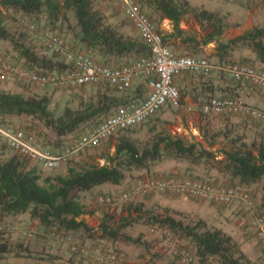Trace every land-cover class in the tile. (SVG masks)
<instances>
[{
  "label": "trees",
  "instance_id": "16d2710c",
  "mask_svg": "<svg viewBox=\"0 0 264 264\" xmlns=\"http://www.w3.org/2000/svg\"><path fill=\"white\" fill-rule=\"evenodd\" d=\"M98 2L99 0H0V40L12 44L18 60L11 59L24 68L39 73L63 71L66 68L65 62L56 54L34 43L29 33L21 30V33L17 35L8 29L4 10L21 14L24 18L31 16L38 20L45 19L49 28H41L60 35L62 34L56 31L57 24L63 20L66 13L71 12L79 28L76 34L78 43L74 44L75 47L97 62L110 67H120L149 56L150 47L139 36L125 34L121 31L127 19L121 21L116 19L115 23L101 9ZM139 3L143 11L148 9L153 12L150 14L152 17L158 16L155 22L163 19L171 21L173 32L163 37L167 45L176 46L175 40L184 36L185 32L181 28V22L191 12H194L200 22H206L208 26L216 29L213 34L207 35L202 40L189 35L182 38V43L188 45L193 53H199L201 46L213 42L215 37L223 32V21L218 13L206 9H192L189 0H139ZM119 12L125 17L121 10ZM28 35L32 43L27 40ZM241 46L247 47L255 54V61L260 66L258 69L264 71V27L256 26L228 42H218L217 53L214 56L219 63L245 64L251 62L247 59L240 62L234 60V52ZM37 47L51 55H40ZM224 83L223 85L228 89L234 88V85ZM100 87H107V89L98 95L97 100L82 101L77 109L67 107L58 116L51 109L53 98L47 94L26 96L22 93L0 90V125H10L6 121L8 118H31L37 121L44 131L42 137L34 132L47 147L57 152L69 145L62 147L65 137L77 133L87 124L94 123L97 128L119 107L127 105L130 101H139L137 99L145 96L144 89L141 93L136 90L131 94L117 95L111 92L113 87ZM220 90L224 89L221 87ZM217 95L221 94H217L215 90L208 87L205 92L194 94L193 98L195 102L202 104L205 97L209 101ZM220 98L234 97L222 95ZM216 136L213 135L210 138L209 149L202 143L188 144L181 138L161 132L156 133L149 145L140 148L129 136L121 135L118 137L115 153L105 157L104 165H90L81 169L70 167L66 175L54 176H45L43 172L46 169L38 164L32 165L33 162L17 154L4 159V156L1 157L4 152L0 151V224L8 217L27 214L32 220L40 221V225L50 233L54 230L65 232V234L83 231L84 234L90 235V238L112 244L135 243L139 240L125 232L129 224L114 222L112 214L108 212L99 216L98 228H91L81 220L80 218L87 213V207L82 203L80 195L106 185L120 186L129 172L149 170L151 164L165 157L201 165L203 162L216 159V152L224 156L219 161L220 171L229 178L228 185L222 187L247 190L255 201L251 187L260 185L264 192V132L252 143H248L244 137H231L228 148L212 151L211 148L216 145ZM2 146L8 147L7 145ZM171 176L185 177L180 174ZM212 203L223 206L236 205L253 229L240 203L236 201L230 204ZM136 212H142V206H138ZM148 215L150 216L146 222L148 225L157 226L167 234H172L178 242L179 240L189 242L196 257L195 263L192 264H211L213 260L217 264H258L259 261L264 264V257H258V259L250 257L223 228L210 225L206 219L199 218L186 223L168 211L163 215L154 216L152 213ZM258 242L260 243L259 240ZM260 245L264 249L261 243ZM182 248L188 249L185 246ZM102 249L108 250L103 247ZM76 252L81 254L80 249ZM10 255L15 258L33 257L44 262H54L58 259L49 253L36 257L24 245H18L13 250L5 236L0 235V263L11 257ZM81 256L87 260L88 264H94L93 257L83 254Z\"/></svg>",
  "mask_w": 264,
  "mask_h": 264
},
{
  "label": "rangeland",
  "instance_id": "374dc122",
  "mask_svg": "<svg viewBox=\"0 0 264 264\" xmlns=\"http://www.w3.org/2000/svg\"><path fill=\"white\" fill-rule=\"evenodd\" d=\"M106 1L108 0H99L98 2L99 6L104 10L106 15L114 16L116 12H118V16L115 15V17H117L116 19L118 21L124 19L119 10L116 11V7L114 6L115 3H112V9L105 8V10L104 3H106ZM230 1L234 4V6H232L233 8H227V11L223 14L224 25L227 30L226 36L235 37L234 30L236 28L245 27L246 32L252 30L256 26L264 27V4H252L244 0ZM109 2L113 1L109 0ZM144 11L153 21H155V19L150 15L151 13L153 14L152 11L148 9ZM4 12L6 17V26L13 34L17 33V35H19L21 30L18 28L17 23L24 17L13 11L4 10ZM27 19L35 22L40 28H49L46 25L45 19L38 20L36 17L31 16ZM212 30L213 27L210 26H207L205 29V31ZM56 31L61 33L70 42L77 45L78 39L76 34L78 33L79 28L73 13H66L63 20L57 24ZM27 40L31 42L29 35ZM237 51L238 52L235 55L238 57H251L252 55L248 52V48L244 46H241V48ZM0 52L9 56L13 60H18L17 53H15L12 44L8 41L0 40ZM37 52L40 55H51L38 47ZM196 56L207 57L206 55ZM250 59L247 60L251 62H246L245 64H249L255 68L260 67L257 61H255V58ZM212 61L217 65L222 64L217 60ZM195 75L201 81H209L210 78L217 75L220 76L221 79L225 80L227 84L234 85L233 87L242 85V83L235 82L225 73L221 72H215L210 76H203L199 74ZM250 86L254 90L262 91L260 88L257 89L255 86ZM106 89L107 87L88 86L77 89L47 88L42 90L23 85L10 86L0 84V90L4 92H22L27 96L44 94L51 96L53 98L51 109L57 116L61 115L67 107L77 109L81 105L82 101L97 100L98 95L105 92ZM179 90L181 102L178 106H171L162 109L140 127L124 133H119L104 142L100 147L74 157L59 169L52 171L45 170L43 172L44 175H65L68 173V169L70 167L81 169L90 165H104L106 163L105 157L109 154L115 153L117 140L121 135L129 136L140 148L149 145L154 139L156 133L161 132L166 135L181 138L188 144L202 143L204 147L209 149L210 138L213 135H217L216 145L211 149L212 151H219V149L229 147L231 137H244L248 143H252L255 139H259L260 135L264 132L263 123L244 115H206L203 113V107L208 102L206 97L203 99L200 106L190 105L185 99L189 92L180 88ZM133 91L134 90L130 89L129 91L123 92L118 89L111 88V92L117 95H121L122 93L131 94ZM194 94H197V92ZM194 94L192 93V95ZM216 97L221 96L217 95ZM231 97L236 98V96ZM237 98L240 99V97ZM6 121L12 126L35 131L40 136L44 133L42 126L37 121H33L31 118H8ZM95 128L96 126L94 123L84 125L77 133L65 137V142L62 147H66L73 140ZM227 134L228 136H226ZM52 137H54V134H52ZM0 151L4 152V155H1V157L4 156V159H8L15 154L9 147H3L2 145H0ZM216 153V159L203 162L201 165L191 164L186 160H173L165 157L162 160L151 164L149 170H135L129 172L126 179L120 186H111L109 188H107L108 186H103L100 189L98 188L97 192H84L80 195L82 203L87 207V213L81 218L87 221L91 228H98L100 224L99 216L108 212L112 214L114 222L118 224H129V226L126 227L125 232L134 239H138V242L130 244L122 242L112 244L100 239L90 238V235L84 234L83 231L75 233L69 232L65 234L67 239L63 242H59L49 236L50 231H47L44 227H42L40 225V221L34 220L31 222L29 215L26 219L23 218V215L6 218L2 224L10 227L12 230L5 236V239L10 242L13 250L16 249L18 245H24L28 247L30 253H35L36 257L49 253L50 255L58 258L54 262L47 261L44 263H40V259H35V261L27 264H88L87 260L84 259L80 253L76 252V250L83 246L103 247L110 251H115L118 255L117 264H184L179 259L174 257L172 242L175 240V237L172 234L163 235L164 231L159 228L155 232H151V228L156 226H150L146 223L150 217L148 213H152V215L156 216L166 214V211H168L174 217L183 220L186 223L199 218L206 219L210 225L223 228L241 245L242 249L245 246L246 252H250L249 254L253 258L258 259V257H264V249L258 242V239L255 236L253 229L250 227L246 217L241 213L239 208L235 207L236 205L223 206L213 204L209 201L196 200L180 195L133 196L131 200L127 202H120L118 205H102L100 203V200L106 196L120 195L130 191L135 184L143 181L145 178H159L174 175V170L179 172L175 174H180L190 178H193L194 174H189L188 171L192 170H200L208 176L211 170H216L217 173H219L221 169L219 161L222 160L224 156L218 152ZM31 164L35 165V163ZM185 170L187 171L185 172ZM197 177H201V179L212 178V176L206 178L200 175ZM227 184L228 182L226 184L223 183L222 185ZM254 187L255 191H252V194L256 202L258 213L264 215V192L262 191L260 185H255ZM138 206H142V212H136V208ZM26 223H28V225H26ZM29 226H32L35 230L34 236L30 239L24 235V230H26ZM179 242L182 247H187L193 254H195L194 249L188 241L179 240ZM27 254L29 253L27 252ZM10 256V258H15L13 255ZM93 263L95 264L96 261H93ZM2 264L11 263L7 262ZM211 264L217 263L213 260ZM258 264H261V261H259Z\"/></svg>",
  "mask_w": 264,
  "mask_h": 264
},
{
  "label": "built area",
  "instance_id": "2783aa9c",
  "mask_svg": "<svg viewBox=\"0 0 264 264\" xmlns=\"http://www.w3.org/2000/svg\"><path fill=\"white\" fill-rule=\"evenodd\" d=\"M123 15L136 30L141 40L150 47V55L130 64L110 67L97 62L87 53L76 48L63 35L40 28L35 22L21 18L17 26L31 35L38 46L56 54L65 62L63 71L35 72L24 68L9 56L0 53V84L23 85L37 89H77L84 86H110L120 91H129L137 79H145L149 92L142 101H130L119 107L96 129L69 143L60 151L47 147L32 130L11 125H0V145H7L15 154L42 166L56 170L74 157L100 147L120 132L140 127L162 109L178 106L181 102L177 80L184 74L210 76L215 72L225 73L238 83H246L264 90V71L249 64H215L208 57L181 56L164 41V34L157 24L143 11L139 0H115ZM252 4H264V0H244ZM206 115H244L264 123V110L249 105L239 98L210 99L203 107ZM180 195L219 204L238 202L242 205L254 232L264 246V215L258 213L255 201L247 190L220 187L211 181L167 176L145 178L130 191L107 196L100 200L102 205H118L133 196ZM151 228V232L157 230ZM11 228L0 224V235L6 236ZM29 226L24 230L27 238L34 236ZM167 232L164 231L163 235ZM49 236L59 242L67 239L64 232L52 231ZM174 257L184 264L195 263L196 257L190 250L182 248L177 239L172 242ZM81 254L90 256L99 264H117L114 251L100 247H80Z\"/></svg>",
  "mask_w": 264,
  "mask_h": 264
},
{
  "label": "crops",
  "instance_id": "0c3cea01",
  "mask_svg": "<svg viewBox=\"0 0 264 264\" xmlns=\"http://www.w3.org/2000/svg\"><path fill=\"white\" fill-rule=\"evenodd\" d=\"M111 1V0H110ZM113 2H109L106 1L105 4V8L107 9H112V3L114 4V6L116 7V11L119 10L120 8L118 6V3L115 0H112ZM192 9L198 10V9H206L210 12H215L218 13L220 15V17L222 18L223 21V32L221 35L216 36L215 40H213V42L209 43L206 46H201L200 47V52L199 53H193L191 49H189L188 45H185L182 43L183 39L186 36H195L198 40H202L203 38H205L207 35L209 34H213L216 29L213 28L212 31H205L206 27L208 26L206 22H200L194 15V12H191L190 14H188L181 22V28L184 30L185 34L183 37L178 38L176 41V46H172V45H168L176 54L181 55V56H196V55H206L211 61L212 60H216V57L214 56L217 53V45L218 42H228L229 40L242 35L246 28H236L234 30V35L235 37H228L226 36V26L224 25V17L223 14H225V12L227 11V8H233L232 6H234V4H232V1H228V0H189ZM106 10V9H105ZM118 16V12H116V14ZM115 15H108L110 17V20L116 21ZM122 15V14H121ZM120 16V15H119ZM158 17L157 15H154V19ZM126 20V17H123ZM155 22V21H154ZM159 28V30L164 34H170L173 32V26L171 24V21L169 19H163L162 21L159 20V22H155ZM121 31L125 34H129V35H136L138 36L136 30L133 28V26L129 23L128 20H126L125 25L121 28ZM247 32V31H246ZM183 38V39H182ZM68 40V39H67ZM174 42V41H172ZM170 42V44L172 43ZM238 51L234 52L233 58L236 61H243L245 60V58L250 59V58H256L255 54L248 49V52H250L252 55L251 57H238L237 54ZM1 53V52H0ZM196 57H200V56H196ZM252 60V59H250ZM249 61V60H248ZM223 64V63H222ZM225 80L221 79L220 76L214 75L212 78H210L209 82H205V81H201L200 79H198L196 77L195 74H184L182 77H180L177 80V85L180 89L182 90H186L189 93L187 94L188 96H186V101L190 104V105H198L200 106L199 103L195 102L194 98L191 97L193 96L192 93H196L197 94H201L203 92H205L206 88L210 87L211 90H215L217 94H221L222 95H227V97H231V96H236L240 97V99L244 100V102H246L249 105L258 107L260 109L264 110V90L259 91V90H254L253 88H251L250 84H246V83H242V85H237L236 87L232 88V89H228L227 87H225L223 84ZM205 83V84H204ZM12 86V85H10ZM16 86V85H13ZM88 87V86H86ZM95 87H100V86H95ZM221 87L224 90H220ZM250 87V88H249ZM145 90V96L142 98H139L137 100L141 101L144 100L149 92L148 86L146 85V80L145 79H137L134 81L133 83V88L132 90H134V92L136 90H138V93H141L142 90ZM258 89V88H257ZM133 92V93H134ZM18 93H22V92H18ZM23 94V93H22ZM25 95V94H24ZM27 96V95H26ZM187 170H185L186 172ZM174 175L175 173H177L178 171L174 170ZM209 172V171H207ZM179 173V172H178ZM189 174H194L193 178H198L201 179V177H197V176H203L208 178L209 176H212L211 179H204V180H210L212 183H215L219 186H224L222 185L223 183L226 184L227 182H229L228 180V176L223 174L221 171L219 173H217L216 170H211V172H209V176L205 175L202 171H198V170H192V171H188ZM67 174V173H66ZM65 174V175H66ZM203 179V178H202ZM228 185V184H227ZM108 186L107 188L111 187V185H106ZM103 187V186H102ZM101 187H99L100 189ZM255 187H251L252 191H255L254 189ZM98 188L91 191V192H97ZM187 200V199H186ZM236 207V206H235ZM234 207V209H235ZM233 209V210H234ZM241 211V210H240ZM234 215V214H233ZM27 214L23 215V218L26 219L27 218ZM31 222L34 221L30 218ZM81 220H83L87 225V221H85L84 219L81 218ZM26 225H28V223H26ZM244 251L245 250V246L243 247ZM250 253V252H249ZM249 253L246 252V254H248L250 257H252ZM32 255H35V253H31ZM45 256V255H40ZM35 261V258L33 257H21V258H8L7 260L1 262L2 263H7L10 262L11 264H27L29 262H33ZM39 261V260H38ZM40 263H44V261H39Z\"/></svg>",
  "mask_w": 264,
  "mask_h": 264
}]
</instances>
